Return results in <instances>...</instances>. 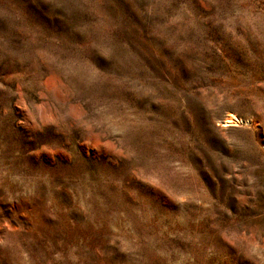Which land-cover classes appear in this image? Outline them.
Segmentation results:
<instances>
[{"label": "rangeland", "instance_id": "1", "mask_svg": "<svg viewBox=\"0 0 264 264\" xmlns=\"http://www.w3.org/2000/svg\"><path fill=\"white\" fill-rule=\"evenodd\" d=\"M0 264H264V0H0Z\"/></svg>", "mask_w": 264, "mask_h": 264}, {"label": "bare ground", "instance_id": "2", "mask_svg": "<svg viewBox=\"0 0 264 264\" xmlns=\"http://www.w3.org/2000/svg\"><path fill=\"white\" fill-rule=\"evenodd\" d=\"M235 121H237V119L233 115H230L228 120L225 122V124L229 126L232 125Z\"/></svg>", "mask_w": 264, "mask_h": 264}, {"label": "snow or ice", "instance_id": "3", "mask_svg": "<svg viewBox=\"0 0 264 264\" xmlns=\"http://www.w3.org/2000/svg\"><path fill=\"white\" fill-rule=\"evenodd\" d=\"M99 66V65H98ZM104 69H103V67L101 66V71H103Z\"/></svg>", "mask_w": 264, "mask_h": 264}]
</instances>
